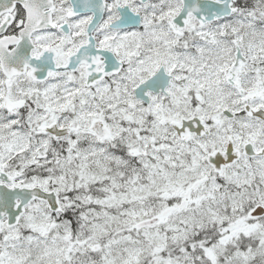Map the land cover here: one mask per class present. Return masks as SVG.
<instances>
[{
  "label": "snow or ice",
  "instance_id": "snow-or-ice-1",
  "mask_svg": "<svg viewBox=\"0 0 264 264\" xmlns=\"http://www.w3.org/2000/svg\"><path fill=\"white\" fill-rule=\"evenodd\" d=\"M0 264H264V0H0Z\"/></svg>",
  "mask_w": 264,
  "mask_h": 264
}]
</instances>
